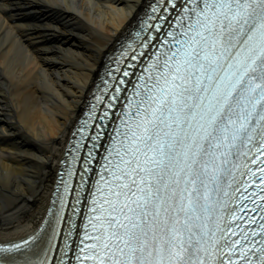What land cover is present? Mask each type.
Returning a JSON list of instances; mask_svg holds the SVG:
<instances>
[{
	"label": "snow or ice",
	"instance_id": "6c2138e0",
	"mask_svg": "<svg viewBox=\"0 0 264 264\" xmlns=\"http://www.w3.org/2000/svg\"><path fill=\"white\" fill-rule=\"evenodd\" d=\"M153 12L159 36L140 45L151 57L131 94L122 78L111 86L108 107L121 95L125 103L107 145L96 131L87 155L77 141L71 157L88 165L85 186L93 150L105 153L85 186L77 251L53 243L77 191L70 165L49 228L0 253L36 249L24 264H264V0H157Z\"/></svg>",
	"mask_w": 264,
	"mask_h": 264
},
{
	"label": "bare ground",
	"instance_id": "6f19581e",
	"mask_svg": "<svg viewBox=\"0 0 264 264\" xmlns=\"http://www.w3.org/2000/svg\"><path fill=\"white\" fill-rule=\"evenodd\" d=\"M145 0L0 2V238L27 232L104 56Z\"/></svg>",
	"mask_w": 264,
	"mask_h": 264
}]
</instances>
